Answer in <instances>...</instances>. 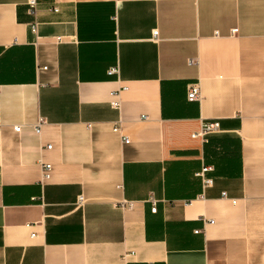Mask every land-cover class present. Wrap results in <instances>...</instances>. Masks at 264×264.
<instances>
[{"label": "crops", "instance_id": "1", "mask_svg": "<svg viewBox=\"0 0 264 264\" xmlns=\"http://www.w3.org/2000/svg\"><path fill=\"white\" fill-rule=\"evenodd\" d=\"M27 1L0 0V264H264V0Z\"/></svg>", "mask_w": 264, "mask_h": 264}, {"label": "built area", "instance_id": "2", "mask_svg": "<svg viewBox=\"0 0 264 264\" xmlns=\"http://www.w3.org/2000/svg\"><path fill=\"white\" fill-rule=\"evenodd\" d=\"M194 3H197V0H190ZM38 2L37 0H28L26 3V6L28 7V14L34 18L37 17L38 15ZM54 11H57V8H54ZM30 30L33 34H36L37 32V23L33 22V24L30 26ZM232 35H236L237 29L231 30ZM158 31L154 30L152 31V41L157 42L158 40ZM108 76H115L117 78V84L118 87L117 89L111 91L109 94V106L110 108L116 110L117 112L120 111L121 105H122V100H121V95L127 91L128 87L127 85H122L120 82V68L118 65L110 67V69L107 72ZM187 98L189 101L194 100L198 101L200 99L199 97V85L198 83L191 84L188 93H187ZM146 118V117H143ZM46 124L45 119L41 118L34 126H33V132L37 136H40L41 134V129L42 127ZM121 127V121L116 122L112 130L113 131H118L120 130ZM202 130L199 133H194L192 136L193 137H199L203 142H207V138L209 135L217 133L219 130V124L217 121L213 122H207L202 128ZM21 126L17 125L16 127L13 128V131L16 133L20 132ZM124 143H128V140L126 137L122 138ZM51 148V145L46 146L44 149L49 150ZM264 158V155H263ZM40 166L42 169V175H41V182H46L50 180V175L52 171V165L46 164L40 161ZM213 170L212 166H204L199 172L195 173V176L200 178L201 180V197H204V192L208 190L210 187L213 185V179L211 177H207L206 175ZM223 196L225 197V193H223ZM86 200L84 196H78V198L75 201V207L77 209H82V207L85 205ZM118 208L121 210H130L133 207V202H128V201H121L117 204ZM152 212H155V204L153 203L152 205ZM213 220H208L206 221V224H212ZM26 227H30V225H26ZM199 230H195V233H199ZM34 235L31 234V238H33Z\"/></svg>", "mask_w": 264, "mask_h": 264}]
</instances>
